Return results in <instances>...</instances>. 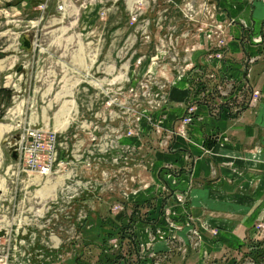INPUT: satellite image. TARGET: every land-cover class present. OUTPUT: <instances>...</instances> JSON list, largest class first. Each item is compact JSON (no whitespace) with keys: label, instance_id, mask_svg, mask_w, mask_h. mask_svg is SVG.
<instances>
[{"label":"rangeland","instance_id":"rangeland-1","mask_svg":"<svg viewBox=\"0 0 264 264\" xmlns=\"http://www.w3.org/2000/svg\"><path fill=\"white\" fill-rule=\"evenodd\" d=\"M222 1L66 0L64 18L60 0L37 12L28 6L27 27L13 28L33 42L27 57L46 58L41 74L78 80L77 94H15L9 87L11 105L0 106L7 111L22 101L44 119L40 126L20 122L6 139L8 151L23 128L57 133L58 165L41 174L58 179L53 198L35 197L41 186L28 181L24 190L30 170L12 157L2 172L0 223L8 221L26 241L32 264H257L241 248L264 239V130L256 145L237 153L227 152L220 126L202 128L208 114L222 121L264 110V83L251 82L264 57L229 59V29L237 21ZM251 1L253 8L264 3ZM3 23L0 30L15 26ZM58 27L71 31L53 35ZM253 32L249 44L262 53L264 19ZM58 38L75 51H47ZM73 54L77 64L91 58L113 65L96 73L110 80L102 94H86L87 67L73 66ZM20 63L18 72L27 73ZM179 77L186 79L187 104L172 129L167 109ZM59 119L58 129L45 125ZM200 122L202 138L190 129ZM172 153L180 157L171 161Z\"/></svg>","mask_w":264,"mask_h":264},{"label":"crops","instance_id":"crops-1","mask_svg":"<svg viewBox=\"0 0 264 264\" xmlns=\"http://www.w3.org/2000/svg\"><path fill=\"white\" fill-rule=\"evenodd\" d=\"M40 3L41 0H0V26L3 22H5V24H15V26L11 27V29L0 30V54H4V56L0 58V82L5 88L11 87L12 89H14L15 94H24V92H27L25 94H77L78 80L76 78L72 79L65 76L63 78H60L58 74L55 76V78L54 76L51 78L46 76L45 74L39 73V63L46 58H44V56L41 54L38 56V58H34V54L27 57L28 55L20 48L19 39L22 36V31L18 32L17 30H13V28L27 27V23L29 22L28 6L31 7L33 11L37 12L38 10L36 9L39 7ZM252 3L253 2L251 0L222 1V4L226 7L225 9L227 10V13H229V15L237 21V23L235 25H232L229 29L230 34H232L235 38L234 40H229V59L234 60L236 63H240L242 62L241 59H245L256 54L264 57V51H262L261 53V46L249 44V38H251V35L254 33V29L262 27V20L264 19V3H255L257 5L255 8H253ZM52 9L54 8L52 7ZM57 9L56 12L59 13ZM36 12H33V14ZM51 15V18L55 16L53 14ZM226 17L227 16L225 15V13L220 16L221 19H224ZM81 29L88 30L92 28ZM70 31L71 27H58L53 30L52 33L53 35H60L65 34L66 32L70 33ZM101 31L102 30L99 29V31L96 30L95 33H101ZM116 33L120 34L121 32L117 31ZM5 37L7 41H10V39L12 38L15 43L1 40L2 38L5 39ZM56 40L57 41H52V43L49 45V47L51 48L46 47L47 51H64L66 47L69 52L75 51L71 49L70 45L66 46L62 42H60V38ZM71 58L73 59V66L87 67V70L84 69L85 73L87 71V74H89V79L86 80L88 87H86L84 90L86 94H102V85L106 83L108 84L110 80L103 75L97 77L98 74L96 73L100 71V69L98 68H107L108 66L113 65H109L106 59L99 62L97 59L91 58H88L85 62H80L79 64H77V62H75V54L71 55ZM20 61L22 63L25 62L28 64V66L25 67L27 73L18 72L17 68L21 66ZM34 67L37 68V71L35 73L32 72V70H34ZM92 68L96 69L92 70ZM234 74L239 78V76L243 75V72L240 73L238 72V70H236ZM251 82L255 83V85L257 86L263 85L264 58L259 59L258 62L253 66ZM33 84H35V86L31 91ZM44 84H47V86L44 87ZM173 86L174 88L171 93L170 104L167 111L169 114L168 121L170 122V127L172 129H175L174 127L178 124V119L181 118V116L185 112L188 90L186 79H184L183 77L176 78L174 80ZM29 88L30 93H28ZM16 98H19V96L17 95ZM17 101L18 99L15 100V103H17ZM261 104L262 107H264V97L261 98ZM198 109L200 112L208 114L206 107H204L203 105H200ZM263 113L264 110L249 108L244 110L242 113L234 115V117L230 120L222 121H216L214 117L208 114V117L204 120L203 126L202 122H200L201 125H192L190 126V129L193 133H195V136L202 138L201 129L203 127L204 129L209 130L213 129V126H220L221 130L226 131V135L224 137L226 142H223V145L227 148V152L228 149H231L233 152L242 153L243 148H245V150H248V148H250L246 146L247 144H257V138L261 136L264 130V119L262 120L261 118ZM27 119H29L30 122L34 123V125L37 126L42 125L44 122V119L41 120L39 113L35 112L34 109H32L30 113L28 110L25 111L24 102L20 101L17 105L10 107L6 111L3 120L0 122V190L4 185V180L2 179V177H5L2 172L6 168H10L9 162L12 161L10 152L8 151V148L5 144L6 139L9 138V136H13L14 134H16L17 125L20 122L23 123L24 121H27ZM61 123L62 121L59 119L54 122L53 126L48 123H46L45 125L49 126L50 129L54 127L58 129L61 127ZM189 149L192 151H198L194 147ZM173 152H177V150ZM170 156H174L171 157V161H173V159H175L179 155H177V153H172L170 154ZM184 176H186L185 173L182 174V177ZM56 179L57 178H45L39 173L30 171L29 174L24 177V180H26V187H23V189L27 190V181L29 184L34 183L38 186H41L40 191L36 192L35 197H38L41 201H48L53 198L55 194H58L56 186L59 182L58 179Z\"/></svg>","mask_w":264,"mask_h":264},{"label":"built area","instance_id":"built-area-1","mask_svg":"<svg viewBox=\"0 0 264 264\" xmlns=\"http://www.w3.org/2000/svg\"><path fill=\"white\" fill-rule=\"evenodd\" d=\"M49 2L50 0H42L39 6L45 9ZM58 10L64 18L67 10L66 0H60ZM106 15L105 11L101 12L102 18ZM19 45L21 48L20 42ZM189 111L192 112L193 108L190 107ZM15 145L18 154L16 162L20 168L48 176L53 173L55 165H58L56 163L58 159L56 132L46 133L42 128H23L20 131L19 140L11 143V146ZM0 232H4V235L0 236V264H32L31 254L25 246L26 241L21 239L19 234L13 233L8 221L0 223Z\"/></svg>","mask_w":264,"mask_h":264},{"label":"trees","instance_id":"trees-1","mask_svg":"<svg viewBox=\"0 0 264 264\" xmlns=\"http://www.w3.org/2000/svg\"><path fill=\"white\" fill-rule=\"evenodd\" d=\"M38 14H36V17ZM4 54H0V58L3 57ZM12 94L11 90L3 88L0 86V106L4 103V107H8L12 102ZM6 110L0 108V121L3 120L5 116ZM241 251L244 253L243 257L252 258L257 262V264H261V260L264 259V239L260 241H249L245 246L241 248Z\"/></svg>","mask_w":264,"mask_h":264},{"label":"water","instance_id":"water-1","mask_svg":"<svg viewBox=\"0 0 264 264\" xmlns=\"http://www.w3.org/2000/svg\"><path fill=\"white\" fill-rule=\"evenodd\" d=\"M20 43H21V50L24 52H32L33 51V42L32 40L29 38L28 34H23V36L20 39ZM23 66H20L19 70H22ZM16 141L19 140V135L15 136ZM16 145L10 147V154L11 157L14 161L18 160V154L16 152ZM4 232H0V236H3Z\"/></svg>","mask_w":264,"mask_h":264}]
</instances>
